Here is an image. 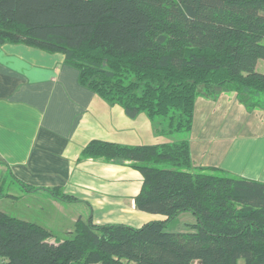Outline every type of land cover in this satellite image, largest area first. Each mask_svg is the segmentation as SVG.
<instances>
[{
    "label": "trees",
    "instance_id": "16d2710c",
    "mask_svg": "<svg viewBox=\"0 0 264 264\" xmlns=\"http://www.w3.org/2000/svg\"><path fill=\"white\" fill-rule=\"evenodd\" d=\"M263 42L264 0H0V45L64 55L82 86L174 133L191 129L198 97L264 93ZM82 156L130 162L142 178L136 209L162 220H78L58 238L0 210V264H264V183L193 168L185 141H92ZM186 212L194 232L164 231Z\"/></svg>",
    "mask_w": 264,
    "mask_h": 264
},
{
    "label": "crops",
    "instance_id": "0c3cea01",
    "mask_svg": "<svg viewBox=\"0 0 264 264\" xmlns=\"http://www.w3.org/2000/svg\"><path fill=\"white\" fill-rule=\"evenodd\" d=\"M251 94L233 89L213 100L198 97L191 129L174 133L165 119L129 117L82 86L64 55L2 44L0 210L58 238H70L78 220L134 229L162 220L136 209L142 178L130 162L82 156L92 141L126 147L185 141L193 168L264 183V104ZM53 189L71 201L54 197ZM179 215L186 233L195 219Z\"/></svg>",
    "mask_w": 264,
    "mask_h": 264
},
{
    "label": "rangeland",
    "instance_id": "374dc122",
    "mask_svg": "<svg viewBox=\"0 0 264 264\" xmlns=\"http://www.w3.org/2000/svg\"><path fill=\"white\" fill-rule=\"evenodd\" d=\"M264 43V42H263ZM246 92V91H245ZM247 92H249V91H247ZM250 93H252V92H250ZM251 97L253 98V99H255L254 101H257V103H263L264 104V98H262V96H259V95H257L256 93H252L251 94ZM181 134H179V135H174V137H179ZM160 167H162V168H170V167H168V166H160ZM7 187V186H6ZM5 187V188H6ZM15 187V186H14ZM16 188H18V187H16ZM4 191H5V189H4ZM11 207H16V205H11ZM185 214V213H184ZM189 214H191V213H189ZM179 216H181V215H179ZM176 217L173 221H171L170 222V224L169 225H167L166 226V228L164 229V231L166 232V233H169V234H179L180 233V231H182V227H184V226H182V225H184L185 223H187V222H185L184 220V218L183 217ZM186 228H187V230H186V233H191V232H194L189 226L187 227L186 226ZM238 264H243V261L242 260H240L239 261V263Z\"/></svg>",
    "mask_w": 264,
    "mask_h": 264
}]
</instances>
